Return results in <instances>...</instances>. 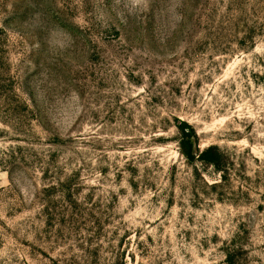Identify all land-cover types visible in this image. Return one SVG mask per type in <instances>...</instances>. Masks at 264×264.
I'll use <instances>...</instances> for the list:
<instances>
[{"label": "rangeland", "instance_id": "374dc122", "mask_svg": "<svg viewBox=\"0 0 264 264\" xmlns=\"http://www.w3.org/2000/svg\"><path fill=\"white\" fill-rule=\"evenodd\" d=\"M229 252L264 264V0H0V264Z\"/></svg>", "mask_w": 264, "mask_h": 264}, {"label": "trees", "instance_id": "16d2710c", "mask_svg": "<svg viewBox=\"0 0 264 264\" xmlns=\"http://www.w3.org/2000/svg\"><path fill=\"white\" fill-rule=\"evenodd\" d=\"M177 127L181 133L180 147L189 163L200 161L204 164L212 165L219 171L225 170L223 167L224 153L218 146L212 145L200 150L195 128L185 121L180 122ZM227 261L228 264H234L233 256L230 252L227 253Z\"/></svg>", "mask_w": 264, "mask_h": 264}]
</instances>
